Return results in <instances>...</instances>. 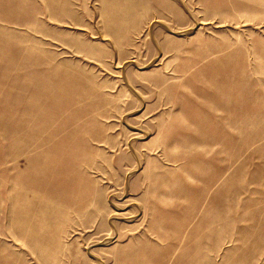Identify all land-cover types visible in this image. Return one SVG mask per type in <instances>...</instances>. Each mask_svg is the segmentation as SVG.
<instances>
[{
	"label": "rangeland",
	"instance_id": "obj_1",
	"mask_svg": "<svg viewBox=\"0 0 264 264\" xmlns=\"http://www.w3.org/2000/svg\"><path fill=\"white\" fill-rule=\"evenodd\" d=\"M0 264H264V0H0Z\"/></svg>",
	"mask_w": 264,
	"mask_h": 264
},
{
	"label": "crops",
	"instance_id": "obj_2",
	"mask_svg": "<svg viewBox=\"0 0 264 264\" xmlns=\"http://www.w3.org/2000/svg\"><path fill=\"white\" fill-rule=\"evenodd\" d=\"M112 228H113V226H112Z\"/></svg>",
	"mask_w": 264,
	"mask_h": 264
}]
</instances>
